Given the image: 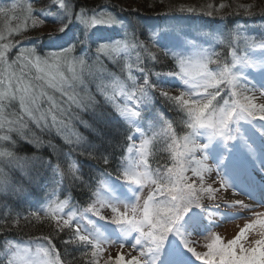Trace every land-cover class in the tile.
Segmentation results:
<instances>
[{
    "label": "snow or ice",
    "instance_id": "obj_1",
    "mask_svg": "<svg viewBox=\"0 0 264 264\" xmlns=\"http://www.w3.org/2000/svg\"><path fill=\"white\" fill-rule=\"evenodd\" d=\"M162 6H0V264H264V0Z\"/></svg>",
    "mask_w": 264,
    "mask_h": 264
},
{
    "label": "trees",
    "instance_id": "obj_2",
    "mask_svg": "<svg viewBox=\"0 0 264 264\" xmlns=\"http://www.w3.org/2000/svg\"><path fill=\"white\" fill-rule=\"evenodd\" d=\"M13 2H17V0H0V6L10 5ZM19 2H24V0H19ZM169 0H126V6L128 8H136L139 10L140 15L144 16L149 20H156L158 14H162L165 11V7L163 5H167ZM176 2V0H173ZM183 2L192 3V4H213L218 5L219 3H228L232 2V0H183ZM246 2V0H245ZM151 5V7H149ZM207 19V17H205ZM0 26H2V20H0ZM42 31H47V29H42ZM39 33H32V35H38ZM171 115V114H169ZM83 131V129H80ZM155 166V165H153ZM43 194L40 192L33 193V198H40ZM26 232H29L33 235H40L41 230L38 228L33 229H25ZM43 231H47V227L43 229ZM27 239V236L24 237Z\"/></svg>",
    "mask_w": 264,
    "mask_h": 264
},
{
    "label": "rangeland",
    "instance_id": "obj_3",
    "mask_svg": "<svg viewBox=\"0 0 264 264\" xmlns=\"http://www.w3.org/2000/svg\"><path fill=\"white\" fill-rule=\"evenodd\" d=\"M42 197V196H41ZM244 223L243 220H237L234 222H229L223 225L222 228L217 229L216 231L218 232V234L221 235L222 238H231L236 231L238 230V227L242 226ZM119 248L118 246L115 248H112L109 252V255H113L114 253L118 252ZM125 253L128 252V249H124Z\"/></svg>",
    "mask_w": 264,
    "mask_h": 264
}]
</instances>
